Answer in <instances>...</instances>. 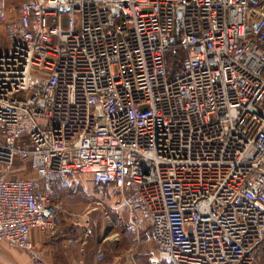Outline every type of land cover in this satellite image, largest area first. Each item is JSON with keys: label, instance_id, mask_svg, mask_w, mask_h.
I'll return each instance as SVG.
<instances>
[{"label": "built area", "instance_id": "2783aa9c", "mask_svg": "<svg viewBox=\"0 0 264 264\" xmlns=\"http://www.w3.org/2000/svg\"><path fill=\"white\" fill-rule=\"evenodd\" d=\"M9 1L0 251L37 255L32 232H57L49 192L11 176L30 160L46 181L90 174L134 192L153 264H253L264 244V0H24L17 17Z\"/></svg>", "mask_w": 264, "mask_h": 264}, {"label": "crops", "instance_id": "0c3cea01", "mask_svg": "<svg viewBox=\"0 0 264 264\" xmlns=\"http://www.w3.org/2000/svg\"><path fill=\"white\" fill-rule=\"evenodd\" d=\"M8 14L10 17H14L10 9ZM8 51L9 42L4 50L0 49V56ZM0 143H4L1 130ZM27 161L31 165V161ZM30 167L36 173L33 167ZM26 170L27 166H14L11 176L26 178L24 177V171ZM78 179L81 182L79 185L86 187L88 191L102 192L115 188L114 184L100 185L95 183L90 174H81ZM36 190L44 192L43 189L38 190L36 188ZM112 199H106L103 203L110 204ZM56 204L58 205V203ZM143 209L140 208L141 220L138 223L139 225L136 226L137 236H135V232L130 235L124 230L121 233L108 234L103 232L96 235L93 229H85L74 222L61 220L59 218L61 212L59 206L56 218V234L43 233L39 229L32 232L31 238L36 244L37 255L13 248L5 242L0 251V264H37L38 257L42 258L46 264H153V260L158 255V247L149 237V218L146 210ZM99 251L104 254V260L101 262L96 260ZM144 256H148V258L145 259Z\"/></svg>", "mask_w": 264, "mask_h": 264}, {"label": "rangeland", "instance_id": "374dc122", "mask_svg": "<svg viewBox=\"0 0 264 264\" xmlns=\"http://www.w3.org/2000/svg\"><path fill=\"white\" fill-rule=\"evenodd\" d=\"M23 1H9L12 16H17V6ZM7 44L5 22L0 21V49L4 50ZM15 166H27L24 177L34 180L38 190L49 192L55 203L60 206L61 220L74 222L85 229H93L96 235L103 232L121 233L124 230L130 235L135 232L137 236L136 226L141 220L140 208H143L134 192L122 191L116 185L115 188L102 192L88 191L86 187L79 185L81 182L77 178L44 180L33 172L27 160H18ZM109 198H113L110 204L103 203ZM144 258L147 259L148 256ZM253 264H264V244L255 252Z\"/></svg>", "mask_w": 264, "mask_h": 264}, {"label": "trees", "instance_id": "16d2710c", "mask_svg": "<svg viewBox=\"0 0 264 264\" xmlns=\"http://www.w3.org/2000/svg\"><path fill=\"white\" fill-rule=\"evenodd\" d=\"M260 249V248H259Z\"/></svg>", "mask_w": 264, "mask_h": 264}]
</instances>
